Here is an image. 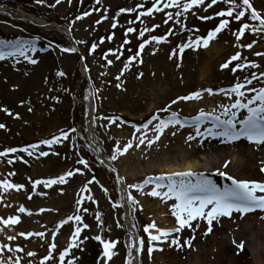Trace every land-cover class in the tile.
Masks as SVG:
<instances>
[{
    "label": "rangeland",
    "instance_id": "rangeland-1",
    "mask_svg": "<svg viewBox=\"0 0 264 264\" xmlns=\"http://www.w3.org/2000/svg\"><path fill=\"white\" fill-rule=\"evenodd\" d=\"M250 2L264 16V0ZM152 3L154 0H59V3L56 0H0V41H29L35 46V51L29 50L24 55L36 61L29 63L20 55L0 59V125H4L0 128V152L6 148L17 149L14 153L0 156V182L7 180L24 186L19 190L5 189L0 192V219L13 215L19 217L15 225H0V260L19 259L20 264H28L31 260L33 264H40L43 256L47 255L48 243H54V259L44 264H67L73 257L78 258L73 260V264H103V257L100 256L103 249L92 238L100 235L102 239L116 241L112 249L114 255L109 258L108 264H124L125 258L131 264H167L168 257L176 262L190 259L208 242V234L191 233L189 245L185 247L181 244L187 233L183 228L179 248L169 247L168 241H164L159 250L154 249L149 255L144 226L155 223L160 228L174 227L170 205L175 200L170 197L161 202V197L147 195L152 184H146L140 191L128 189L127 185L140 183L146 177L166 174L159 166L156 168V171L161 169L159 172L145 174L137 180L135 168L137 165L143 166L155 154L157 156L162 152L165 156L167 151L173 152V149H177L175 161L179 163L197 150L203 157L212 151L198 145L199 138L195 137L191 123L183 128L169 125L158 141L152 145L145 142L137 148L135 144L141 139L140 132H144L147 138H151L153 132L143 128L136 131L132 125L146 123L153 115L167 119L171 112H176L181 120L189 121L201 110L219 114L217 108L235 99L234 94L229 97L220 90H226L236 82H244L245 77L251 81L242 89L245 97L253 94L246 91L247 88L258 90L264 87V77L260 76L264 72V55L255 54H264V32L246 30L237 41L233 33L241 22H245V18H241V21L229 18L228 26L217 33L206 47L198 43L181 51L178 45H191L197 36L203 37L214 29L223 18L214 13L226 9L228 5L218 0L216 4L208 6L211 0H204L202 5L183 11L184 0H178V16L176 6L166 7L165 0H161L157 5L160 11L153 10L144 15ZM120 9L125 11L121 12ZM18 10L47 24L42 26L29 22ZM202 16L211 18L199 19ZM246 22L251 25L257 23L252 20ZM128 28L133 31L127 32ZM141 32L143 35H140ZM152 36L163 37V40L157 43L150 39ZM144 40H148V43L140 49V56L129 60L130 56H135ZM247 44H252V47H243ZM64 48L75 51H62ZM236 52L240 53L239 60L232 61L222 69L220 65ZM126 62L129 66L124 68ZM238 62L245 63L246 67L232 72V67ZM252 63L256 67H252ZM89 86L93 92V118L92 132L88 138ZM204 89H212V95ZM194 91H200V99L171 103L176 97ZM243 114L244 110H241L238 118H243ZM108 117L113 118L112 123L108 122ZM156 122L153 120L149 129ZM202 125L209 126V123L205 121ZM60 132L67 133V136L59 137ZM189 134L194 136L193 140H186ZM53 136H58L59 142L50 145L39 143ZM172 138L174 145L171 147ZM129 140L133 142L132 147L115 160L109 159L114 147H122ZM32 144L37 145L30 150L32 155L19 151ZM259 145H264V142ZM41 151L46 155L40 156ZM97 154L101 155L104 163ZM80 159L86 162V168L78 163ZM66 171H73V175L66 177L65 183L49 187L38 184L36 191H32L31 181L52 179ZM195 173L215 179L213 183L222 184V187L230 184L217 175V171ZM236 176L242 177L241 174ZM118 178H122L119 183ZM263 179L261 175L260 181ZM141 192L144 194L141 195ZM128 193L137 202L132 208L127 202ZM78 198L81 199L79 207L76 205ZM114 204L118 206L114 207ZM21 206L30 214L18 212ZM37 209L45 211L38 212ZM97 213L99 221L96 219ZM261 214L264 215V211ZM69 215H79L81 222L89 227L81 229L78 239L82 243L70 249L65 261L60 262L59 252L67 246L73 221L61 225L58 230L55 226ZM245 227H250V224L246 223ZM53 230L57 231L55 237L51 235ZM29 231L43 232L44 239L36 236L25 239L18 235L19 232ZM8 236H15L16 239L10 241ZM137 238L144 242L138 256L134 251ZM221 240L223 246L225 242L223 238ZM129 243L133 244L131 255L127 248ZM237 243H226V251L220 255V261L212 259L210 254L201 264L214 261L220 264H251L250 256L245 263L237 260L239 257L236 255L241 251L237 250ZM4 244L10 248L20 246L22 251L3 249ZM28 251L36 255L29 257L26 255Z\"/></svg>",
    "mask_w": 264,
    "mask_h": 264
},
{
    "label": "snow or ice",
    "instance_id": "snow-or-ice-1",
    "mask_svg": "<svg viewBox=\"0 0 264 264\" xmlns=\"http://www.w3.org/2000/svg\"><path fill=\"white\" fill-rule=\"evenodd\" d=\"M38 2H42V0H38ZM59 3V0H56ZM218 2V0H211V5H214ZM225 5H228L226 9L221 11H217L214 13L217 17H223L216 24L214 29H211L207 32V35L200 37L197 36L195 40L189 43H183L182 45H178L177 47L183 51L185 48H189L192 45L199 46H207L209 41L216 37V34L219 33L222 29L226 28L229 24V18L234 19L236 21H241V18H245V22H241L239 28L236 32L233 33L236 40L239 41L241 36L245 34L246 30H251L252 32H264V16H262L251 4L250 0H222ZM161 3V0H154L151 7L147 9L144 15H148L152 13L153 10L160 11L157 7ZM204 3V0H184L182 5L183 11H187L193 6H200ZM166 7L176 6L178 8L177 15H180V5L178 4V0H165ZM121 12H124L125 9H120ZM131 11V9H128ZM87 15V13H84ZM139 15L137 19H139ZM211 17L202 16L199 17L201 20H207ZM79 19V17H77ZM246 20L256 21L255 25H251L246 22ZM115 25L113 24V27ZM147 30V29H146ZM183 30V26H182ZM132 28H128L127 32H132ZM143 35V32L140 33ZM111 39V36L108 37ZM151 40L156 41L157 43L163 40V37H150ZM127 42V41H125ZM148 43V40H144L138 46V50L135 53V56H130L128 59L133 60L140 56V49H143L144 45ZM252 43H255L253 41ZM243 47L251 48L252 44L243 45ZM92 48H95V45H92ZM32 50L35 51V46L31 44L29 41H0V59H3L7 56L15 55L23 56L25 60L29 63H35V60H31L28 56H25L24 53ZM62 51H75V49L64 48ZM91 48L89 51L91 52ZM111 51V50H110ZM155 51V49L153 50ZM256 55H264L261 53H255ZM171 58V56H170ZM240 58V53L236 52L232 55L228 61L221 64L220 67L227 68L232 61H238ZM110 64L111 61H108ZM251 63V62H249ZM129 65L127 62L124 64V68H127ZM179 64H177V67ZM252 67H256L254 63L251 64ZM246 67L245 63H236L234 67H232V72H236L237 69H243ZM123 71V69L121 70ZM260 76L264 77V72L260 73ZM253 78H255V74H253ZM119 79V77H117ZM251 81L245 77L244 82H236L232 84L228 89H221L226 96L231 97L232 94L235 95V99L229 101L227 104L222 105V111L219 114H213L211 112H204L203 110L199 111L195 117H192L190 121L188 119L181 120L178 117L176 112H171L167 119L158 118L156 115H153L149 121L143 123L141 125H132L133 129L139 131V129H148L153 132L151 138H147L144 135V132H140L141 139L139 142L135 144V147L139 148L141 144L145 143L147 145H152L154 141H156L159 136L163 133L164 129L169 125H179L183 128L186 124L191 123L195 130V137L199 139H204L205 137L212 138L218 137L222 138L224 142H233L237 141L241 138L248 141L250 144L259 145L264 142V87H260L257 89L247 88L246 91L253 93L249 97H245V92L242 89H245L246 84H250ZM117 87H120L117 84ZM203 91L207 92L209 95H212V89H204ZM87 99V97H85ZM191 99H200V91H194L185 96H178L176 100H173L171 103H176V101H188ZM166 110V109H165ZM244 110L243 118H238L237 114ZM108 122L112 123L113 118L108 117ZM116 119H119L118 117ZM157 121L155 126L149 129V125L152 121ZM205 121H208L209 126L204 127L201 131V125L204 124ZM94 123V121H93ZM119 126V125H117ZM4 127V125H0V128ZM71 131H74L71 130ZM67 133L60 132L59 137H66ZM58 136H53L49 140H42L39 143L43 145H50L52 143L59 142ZM194 136L189 134L186 137V140H193ZM133 146L132 140H129L122 147H114L113 153L109 159L115 160L118 155L123 154L128 148ZM37 147L36 144L28 145L26 148H21L19 151L27 152L28 155H32L30 150H34ZM16 148H6L3 152H0V156H4L7 153L16 152ZM99 151V149H96ZM40 156L46 155L43 151L39 153ZM11 163V161H9ZM79 164L87 167L86 162L83 159L78 161ZM227 165V161H225V166ZM73 171L80 172V169H74ZM73 171H66L60 176H56L52 179L47 180H33L31 181L32 191H36V186L38 184H43L44 187H49L53 184H63L65 183L66 177H71L73 175ZM260 172L264 173V166L260 168ZM217 175L220 177H224L227 180L231 181L230 184H226L223 187H217L215 183H213L212 179L205 176L203 173H195L192 171L185 172H173L168 174H161L156 177H146L142 182L136 184L127 185L128 189H136L140 191L145 187L146 184H152L153 187L148 191L147 195L153 197H161L163 202L164 200H168L170 197L174 198L175 203L170 205L171 215L174 217L175 226L169 228H160L157 227L155 223H149L144 226V233L147 235V251L149 255L155 250H159L160 246L164 243V241H168V246H175L179 248L181 246L179 242L178 236L171 235L172 233L179 234L181 229L190 228L194 231L193 225L191 222L203 221L206 227L203 229L204 234H207L208 231L211 230V223L213 220L217 219L220 216H229L232 212H238L241 216H243L246 212L251 211L253 209L264 210V182H257L252 180H237L232 176L227 175L225 172H221L217 170ZM94 179V177H93ZM122 178H118L119 181ZM91 181H89L90 183ZM24 186L21 184H13L8 182L7 180L0 182V192H3L5 189H22ZM87 188V185L84 186ZM144 193L141 192V195ZM30 198V197H29ZM91 199V197H89ZM127 202L129 207L136 205V200L133 196L128 193L127 194ZM81 203V199L78 198L76 200V205L79 207ZM95 203V201H93ZM114 207L118 205H113ZM20 213L30 214L29 210L25 209L23 206L17 209ZM38 212H43L45 209H37ZM87 211V209H84ZM96 219L99 221V214H96ZM18 216H9L6 219H0V225L3 226H11L18 223ZM68 221H73L72 225V234L69 237L67 246L63 248L59 252L58 259L60 262H64L65 258L69 254V250L78 247L82 241L78 239L81 229L88 228L87 224L81 222V217L79 215H69L66 220H60L56 224V229L58 230L61 225L67 223ZM99 227V223L97 225ZM117 227H120L117 224ZM152 230V231H150ZM19 236L27 239L28 237L36 236L41 239H44L43 232H19ZM52 237L57 235V231L53 230L51 233ZM94 240L98 241L100 246L102 247V252H100V256L103 257V264H108V260L111 256L114 255L113 247L116 244L115 240L109 241L106 239H102L100 235H95L92 237ZM8 240H15V236H8ZM87 239V237H84ZM131 240V237H129ZM189 237H185L183 239V245L187 247L189 245ZM155 242V243H154ZM136 247L134 249L136 255L138 256L142 250L143 240L137 238ZM235 243V241H234ZM3 249H8L11 252H20L22 248L20 246H15L14 248H10L8 244H4ZM56 245L54 243H48L47 245V255L43 256L40 264H44L45 261L53 258V250ZM243 241L236 244L237 250L242 249ZM129 249V255L132 254L133 244L129 243L127 245ZM27 256L33 257L36 255L33 251H28L26 253ZM78 259L77 257H73L67 261V264H73V260ZM0 264H20L19 259L8 261V260H0ZM28 264H33L31 260L28 261ZM124 264H131V262L125 258Z\"/></svg>",
    "mask_w": 264,
    "mask_h": 264
},
{
    "label": "bare ground",
    "instance_id": "bare-ground-1",
    "mask_svg": "<svg viewBox=\"0 0 264 264\" xmlns=\"http://www.w3.org/2000/svg\"><path fill=\"white\" fill-rule=\"evenodd\" d=\"M17 12L29 22L45 24V22H43L42 20L27 15L21 10H18ZM180 96L185 95L182 94ZM217 109H219L220 112L222 111V108ZM196 111H199V109H197ZM196 111L193 112L195 113ZM174 127L176 129L179 128V126ZM204 127L207 126L202 125L201 131ZM88 130L89 133H91L89 123ZM173 140L174 138H172L171 140V147L174 145ZM160 143L163 144L162 142ZM198 145L205 147V149H210L213 154L207 153L203 157V154H201V152L197 150L195 151V153L191 154V156H187L188 158L186 157V155H182L187 159L179 163L178 160L175 161L177 155V152L175 151H177V149H173V152L167 151V156H164V154L161 152L157 156L155 154L151 158V160L145 162L143 166L137 165L134 171L136 179L138 180L145 174H153L155 172H159L161 169L156 171V168L161 166L164 169H162L161 171L166 174L173 172H185L189 170L192 172L219 170L221 172H225L227 175L232 176L237 180H252L257 182H264V179L260 181L261 175L262 177L264 176V173L260 172V168L264 166V145L261 146L250 144L248 141L244 142L243 138L233 142H224L222 138L218 137H205L202 140L199 139ZM244 145H248V147L245 146V148ZM232 146H235V148H233ZM225 161H227L226 166ZM256 163L258 165H256ZM151 168H154L152 169L154 172L151 170ZM237 174H241L242 177L238 178L236 176ZM211 179L212 181H215V179ZM223 179L224 181L231 183V181L227 180L226 178L223 177ZM216 185H218L217 187H222V184ZM263 211L264 210L253 209L246 212L243 216L234 211L227 217H218L217 219L212 221L211 230L207 232V234L209 235V240L206 245L203 246L204 248H202L199 253H196L195 255L190 257V259L179 262H176L173 258L168 257V259L166 260L167 264H201V262H205L206 258L210 254L212 259L220 261V255H222L223 251H226V243L231 242V245H233L235 244L234 240L238 241V243L243 241V244L245 245H243L241 251H239L236 255L237 258L239 257L237 260H242L241 262L245 263L250 258L251 264H264V215L261 214V212ZM191 223L193 224L194 231H191L190 228L186 227L184 232L187 233H185L184 236L190 238L191 233L195 235H205L203 229L206 227V225L202 220L198 223L196 221H193ZM246 223L250 224V227H245ZM227 230H229L230 232L226 233ZM184 232L182 234H184ZM180 235L181 234L179 233L176 236L180 238ZM222 238L224 239L223 242H225L223 246L221 245ZM182 243L183 240L181 241V244ZM242 251L245 253V255L242 253ZM241 254L244 256H242ZM217 256H219V258ZM133 260L134 262L136 261L135 258ZM210 264L220 263H216V261H214Z\"/></svg>",
    "mask_w": 264,
    "mask_h": 264
}]
</instances>
